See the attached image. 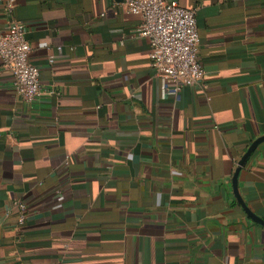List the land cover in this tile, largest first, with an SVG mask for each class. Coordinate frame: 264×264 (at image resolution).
Instances as JSON below:
<instances>
[{
	"label": "crops",
	"instance_id": "crops-1",
	"mask_svg": "<svg viewBox=\"0 0 264 264\" xmlns=\"http://www.w3.org/2000/svg\"><path fill=\"white\" fill-rule=\"evenodd\" d=\"M178 1L206 73L177 98L120 0L15 1L44 92L0 58V264H264V0Z\"/></svg>",
	"mask_w": 264,
	"mask_h": 264
},
{
	"label": "built area",
	"instance_id": "built-area-1",
	"mask_svg": "<svg viewBox=\"0 0 264 264\" xmlns=\"http://www.w3.org/2000/svg\"><path fill=\"white\" fill-rule=\"evenodd\" d=\"M15 1L6 0V25L0 28V58L13 75L14 88L25 100L39 98L44 88L40 68L31 62L32 44L26 38L27 25L15 14ZM141 22L136 34L150 41V62L161 81L163 97H179L185 85L201 84L206 69L199 56L200 32L196 10L178 0H120ZM61 49V46H58ZM16 226L27 219L25 202H14Z\"/></svg>",
	"mask_w": 264,
	"mask_h": 264
},
{
	"label": "water",
	"instance_id": "water-1",
	"mask_svg": "<svg viewBox=\"0 0 264 264\" xmlns=\"http://www.w3.org/2000/svg\"><path fill=\"white\" fill-rule=\"evenodd\" d=\"M257 144V141L254 142L251 146V149L254 148ZM236 194L238 195V191L236 192ZM238 198L241 202V204L244 206L245 210L247 211V213L252 217L254 218L255 220H257L258 222L264 224V219L261 218L260 216H258L247 204L246 202L242 199L241 196L238 195Z\"/></svg>",
	"mask_w": 264,
	"mask_h": 264
}]
</instances>
